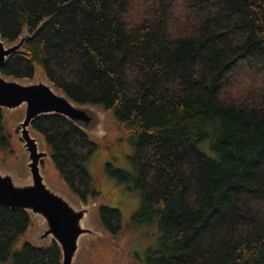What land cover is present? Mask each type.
<instances>
[{
  "label": "trees",
  "instance_id": "16d2710c",
  "mask_svg": "<svg viewBox=\"0 0 264 264\" xmlns=\"http://www.w3.org/2000/svg\"><path fill=\"white\" fill-rule=\"evenodd\" d=\"M24 35L3 76L41 75L109 112L131 141L135 175L114 174L140 194L132 222L161 231L145 264H264V0H0L2 41ZM32 130L69 190L99 200L90 137L59 115ZM206 140L212 157L199 148ZM98 218L121 232L117 209L100 205ZM29 226L27 213L0 206V262L61 264L55 242L11 251Z\"/></svg>",
  "mask_w": 264,
  "mask_h": 264
},
{
  "label": "rangeland",
  "instance_id": "374dc122",
  "mask_svg": "<svg viewBox=\"0 0 264 264\" xmlns=\"http://www.w3.org/2000/svg\"><path fill=\"white\" fill-rule=\"evenodd\" d=\"M38 76L31 81H36ZM23 111L24 106L18 111L9 113L4 111V127L9 139V148L0 150V171L12 173L20 183L30 180L26 167L27 154L23 149L19 133ZM92 111L96 115V120L93 133L89 137L97 148L87 160L86 168L91 176L94 189L101 195L99 200L95 199L85 204L80 201L62 181L50 156L41 163V174L44 182L55 191L65 195L75 209H88L84 224L98 234L96 239L88 236L82 239L78 258L74 264H145L146 251L148 248L157 246L161 231L156 221L150 224L132 222L131 216L138 210L141 203L140 194L133 187L132 180L123 178L121 180L116 176L119 174L135 175V170L129 161L133 149L131 141L116 127L109 112L100 108H93ZM207 131L210 132V129ZM30 134L37 139L39 150L49 154L41 136L32 128ZM199 148L207 156H213L208 140L204 141ZM115 172H117L116 175ZM100 205H107L119 211L122 230L118 235L110 236L103 231L97 213ZM29 220L30 226L27 232L12 246V252L18 251L25 241L33 245L48 242L36 241V237L41 235L44 227L42 219L32 216ZM0 264H11V257Z\"/></svg>",
  "mask_w": 264,
  "mask_h": 264
},
{
  "label": "water",
  "instance_id": "95a60500",
  "mask_svg": "<svg viewBox=\"0 0 264 264\" xmlns=\"http://www.w3.org/2000/svg\"><path fill=\"white\" fill-rule=\"evenodd\" d=\"M29 38L31 36L24 35L15 44L6 45L0 36V67L12 54L20 51L24 41ZM40 76L36 81L26 83L0 73V109L9 113L24 106L19 133L27 154L26 167L30 175L29 182L20 183L12 173L0 171V206L42 219L44 227L36 241L48 242L37 245L28 243L40 247L55 242L61 252V264H74L82 239L87 236L96 239L98 234L84 224L88 209H75L65 195L44 182L40 166L49 154L39 150L38 141L31 136L30 129L39 117L59 115L90 136L96 115L92 111L94 107L77 105Z\"/></svg>",
  "mask_w": 264,
  "mask_h": 264
}]
</instances>
